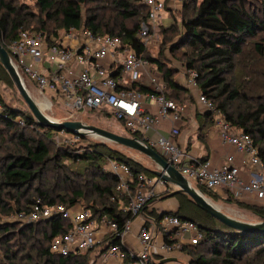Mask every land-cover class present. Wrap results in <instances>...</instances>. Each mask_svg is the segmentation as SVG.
I'll return each instance as SVG.
<instances>
[{
    "label": "trees",
    "instance_id": "trees-1",
    "mask_svg": "<svg viewBox=\"0 0 264 264\" xmlns=\"http://www.w3.org/2000/svg\"><path fill=\"white\" fill-rule=\"evenodd\" d=\"M85 1L88 0H36V12L20 5L18 0H0V42L8 50V45L25 31L43 33L53 41L71 27L86 29L94 35L119 36L137 52H144L165 83L168 98L179 105L192 101L189 91L176 81V71L146 54L138 36L141 22L148 18V7L143 0H92L106 5H97L88 15L83 14ZM180 16V22L174 21L171 26L161 29L163 44L176 60L198 72L199 91L231 127L250 134L264 164V103L256 108L235 109V103L246 99L247 93L227 77L235 71L237 57L245 54L249 41L253 40V49L264 58V0H182ZM0 83L15 87L1 63ZM259 85L264 91V83L259 82ZM134 88L143 93L151 90L138 84ZM2 104L0 219L16 210H27L38 199L47 205H80L90 210L94 218L107 217L120 227L134 218L131 213L120 209L128 197L117 192L118 178L108 169V161L113 159L130 166L134 178L132 194L140 185V175L155 176L152 168L105 144L96 143L85 153L69 155L73 163H83V171H76L83 181H78V187H67L62 193L58 191L59 182L53 186L46 178L47 174L53 173L51 162L64 159L60 152H53L48 142L50 136L59 130L40 127L31 111L25 113L4 101ZM197 118L199 139L206 143L207 131L215 125L214 113L198 114ZM34 126L39 127L44 136L33 138L23 132ZM130 133V136L149 144L142 133ZM12 140L15 143H9ZM67 179L76 181L68 176L62 181L68 183ZM197 186L207 198L224 199L226 203L264 219L261 205L237 199L226 188L222 195L217 190ZM175 197L179 206L173 213L194 221L202 232L197 244L185 245L183 251L189 258L186 264H264V233L236 231L200 209L187 194L181 192ZM150 216L159 223L162 214L154 212ZM70 229L71 223L59 216L28 225L0 220V250L7 264H35L37 259L42 260L41 264H92L91 255H95L91 251L68 256L50 251L53 238ZM165 240L169 242L167 235ZM113 242L121 244L120 239L106 238L96 255L101 256ZM0 264H3L1 257Z\"/></svg>",
    "mask_w": 264,
    "mask_h": 264
},
{
    "label": "built area",
    "instance_id": "built-area-1",
    "mask_svg": "<svg viewBox=\"0 0 264 264\" xmlns=\"http://www.w3.org/2000/svg\"><path fill=\"white\" fill-rule=\"evenodd\" d=\"M143 3L148 7V18L141 22L138 36L146 49L164 15L167 0H143ZM8 52L20 75L34 83L41 93L56 97L71 110L100 109L114 114L130 132L142 133L148 145L179 169L193 185L214 190L223 187L237 199H242L245 194H254L258 205L264 207V164L258 155V147L250 134L231 127L215 111L214 104L199 91L196 70L185 67L181 71L185 87L198 90L199 102L207 112L214 113L221 140L247 157L252 168L249 180L241 176L234 155L227 156L220 166L213 165L208 159L193 158L178 144L176 137L180 128L177 126H173L168 135L158 133L153 138L146 136V132L155 129L163 120H170L176 125L181 123L184 111L166 96V85L144 52L139 53L130 44L123 43L121 37L94 35L86 29L71 27L50 41L43 33L25 31L18 40L8 45ZM106 59L108 67L101 63ZM137 84L151 90L143 93L134 88ZM147 104L156 106L157 112L148 111ZM2 109L0 101V111ZM61 132L67 133L65 130ZM255 168L258 171H253ZM108 169L118 178L117 192L128 197L127 203L122 204L120 209L134 216L123 227L107 217L94 218L90 210L80 205H47L40 199L27 210L14 211L3 221L28 225L58 216L69 221L70 231L54 237L50 244L52 253L63 256L91 251L98 257L96 253L106 238L120 239L121 244L109 243L102 253L104 258L112 259L116 264H163L172 259L174 253L183 251L185 245L199 242L202 232L197 223L167 212L162 214L159 223L152 219L157 230L162 231L163 241L155 245L154 229L142 222L137 233V248L126 247L123 241L133 231L135 219L149 207L152 208L154 200L173 192L176 187L160 177L140 175V185L132 194L134 178L130 166L110 159ZM165 235L169 242L165 240Z\"/></svg>",
    "mask_w": 264,
    "mask_h": 264
},
{
    "label": "rangeland",
    "instance_id": "rangeland-1",
    "mask_svg": "<svg viewBox=\"0 0 264 264\" xmlns=\"http://www.w3.org/2000/svg\"><path fill=\"white\" fill-rule=\"evenodd\" d=\"M18 2L20 3V5H26L31 10L38 12L36 8V0H18ZM99 4L106 5V3L103 2H93L92 0L85 1L83 3V14L88 15L89 12H91ZM181 10L182 0H167V6L164 15L159 20L158 26L155 28V31L153 32L152 37L149 39L148 45L146 47V54L150 55L151 57L158 58L160 59V61L168 64V66L176 71L177 74L175 77L180 81H182L181 71L185 69V66L180 61L176 60L174 58V55L170 53L167 45L163 44L161 29L163 27L171 26L174 21L180 22ZM251 41H249L246 47L245 54L237 57V65L235 71L227 76L228 79L231 80L235 85H240V87H243V90L247 93L246 99H241L234 105L235 109L240 110L246 108H256L258 105L264 103V91L259 85V82L264 83V58L259 57L256 51L253 49V44ZM101 63H104L106 67L109 66L108 60L105 62L101 61ZM24 81L30 94L39 104L40 108L46 115L59 121L78 120L86 124L96 125L104 129L113 131L119 135L130 136V130L114 114L100 109L94 111L88 108L77 111L71 110L69 107L62 104L56 97H52L48 93H41L38 90L37 86L31 81L25 78ZM260 93L263 94L261 95ZM0 96L2 98V101H4L6 104L22 109L23 111H25V113H28L30 111L15 87H11L6 83H0ZM23 132H25L28 137L33 138H36L37 136H44V132L39 127L37 128L35 126L34 128L25 129ZM149 136L150 138H153L152 135ZM48 142L51 143V149L53 150V152L58 151L62 154V156H64V159L60 158V160H58L57 162H51L50 169L53 170V173H49L46 175V178L50 180L53 186H55L58 182L60 183L58 191H61L62 193H64L63 191L67 187H78V181H83V178L79 177V173L76 172L83 171V163H73V159L72 157H69V155L85 153L89 149H92V145L96 143L105 144L106 146L124 153L126 156L131 157L132 159L142 163L147 167L153 169L156 168L154 162L145 155L126 147L119 146L113 142L106 141L94 135H86L82 137L75 134L56 131L50 136V140H48ZM9 143L15 142L14 140H12ZM1 154L2 152H0V155ZM65 176L76 179V181L74 182L73 180L67 179L68 183H66L65 181H62ZM193 183L197 184L195 181H193ZM194 186L198 188L197 185ZM208 198H210L212 202L216 203L219 208H221L230 216L249 222H258L262 220L260 217L256 216L250 211L240 209L235 204L226 203L224 199L216 200L209 196ZM4 218L6 217L4 216L0 220H3ZM17 248L18 247L16 246L15 249ZM18 251L19 250H17V252ZM0 257L2 258V263L7 264L6 260L3 258L2 250H0ZM91 258L92 264H96L95 261L97 257H93L91 255ZM37 260L35 264L42 263V260ZM180 262L185 263V260L181 259Z\"/></svg>",
    "mask_w": 264,
    "mask_h": 264
},
{
    "label": "crops",
    "instance_id": "crops-1",
    "mask_svg": "<svg viewBox=\"0 0 264 264\" xmlns=\"http://www.w3.org/2000/svg\"><path fill=\"white\" fill-rule=\"evenodd\" d=\"M166 17V16H165ZM107 61L104 60V62ZM176 81L185 87V77L182 75V81L177 80ZM186 88V87H185ZM190 95L193 97L192 101L186 102L185 104L180 105L183 108L184 116L183 121L181 123H178L177 125L172 123L170 120H163L161 121L155 129L149 130L146 132V136L150 137L149 135H152V137H156L158 133H161L163 135H168L170 130L173 126H177L180 128V134L176 137V140L178 144L181 147H184L189 154L193 158L196 159H208L212 162L215 166H220L223 164L229 155H234L235 157V164L238 166L240 170L241 176L245 180H249L250 178V172L252 171V168L250 166L249 160L246 156L238 152L235 147L229 143H224L220 138V129L216 126V124L209 128L206 135V143H203L199 139V123L197 115H204L207 113L206 109L204 108L203 104L199 102V91L196 89H188L186 88ZM147 110L156 113L157 108L156 106L152 104H147L146 106ZM153 169V168H152ZM253 171H258V169H253ZM175 189V188H174ZM173 189V191H174ZM224 189L223 187L217 189L219 193L224 195ZM241 200H245L249 203H255L259 204V201L257 197L254 194H245ZM179 202L178 199L175 197V195L167 194L163 195L153 202V207H149L143 215L140 217H137L135 221L133 222V231L128 234L124 238V245L126 247H129L131 249H136L138 246V239H137V233L139 229V225L142 222H146L150 228H153L155 231V237H154V244L158 245L161 241L164 240V235L161 230H157V227L155 226L153 222V218L150 216V214L157 212L160 214H164L167 212H176L178 210ZM172 259L169 261H165L163 264H186L188 261V256L185 254L184 251L176 252L173 254ZM185 260V263L180 262V260ZM96 264H116L115 261L109 258H104L102 255L98 256L96 261Z\"/></svg>",
    "mask_w": 264,
    "mask_h": 264
},
{
    "label": "water",
    "instance_id": "water-1",
    "mask_svg": "<svg viewBox=\"0 0 264 264\" xmlns=\"http://www.w3.org/2000/svg\"><path fill=\"white\" fill-rule=\"evenodd\" d=\"M0 63L9 74L15 85V88L19 92L30 111L33 113L36 122L40 127H50L59 131L65 130L67 133L81 136L94 135L106 141L113 142L119 146L137 151L154 162L156 165V168L153 169L155 176L162 178L166 182L176 187L171 195H176L181 192L187 194L200 209L207 212L219 222L235 229L236 231L242 233H264V219L258 222H249L230 216L221 208L213 204L200 189L196 188L192 183H190L189 180L181 173V171L167 162L156 149L144 143L139 138L119 135L113 131L96 125L86 124L78 120L59 121L46 115L30 94L25 84L24 78L20 75L13 63L11 54L1 42Z\"/></svg>",
    "mask_w": 264,
    "mask_h": 264
},
{
    "label": "bare ground",
    "instance_id": "bare-ground-1",
    "mask_svg": "<svg viewBox=\"0 0 264 264\" xmlns=\"http://www.w3.org/2000/svg\"><path fill=\"white\" fill-rule=\"evenodd\" d=\"M212 202V201H211ZM213 204H215L216 206H217V204L216 203H214V202H212Z\"/></svg>",
    "mask_w": 264,
    "mask_h": 264
}]
</instances>
